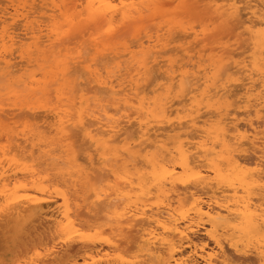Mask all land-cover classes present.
<instances>
[{
	"label": "snow or ice",
	"instance_id": "6c2138e0",
	"mask_svg": "<svg viewBox=\"0 0 264 264\" xmlns=\"http://www.w3.org/2000/svg\"><path fill=\"white\" fill-rule=\"evenodd\" d=\"M0 8V69L18 89L0 105V214L28 187L13 170L43 178L20 198L55 205L50 242L0 264H100L78 254L98 243L107 264H264V0ZM162 9L168 50L149 51ZM32 97L42 122L8 110Z\"/></svg>",
	"mask_w": 264,
	"mask_h": 264
},
{
	"label": "rangeland",
	"instance_id": "374dc122",
	"mask_svg": "<svg viewBox=\"0 0 264 264\" xmlns=\"http://www.w3.org/2000/svg\"><path fill=\"white\" fill-rule=\"evenodd\" d=\"M170 1H172V0H170ZM169 0L168 1H166L165 2V5H173V4H175V3H177V2H183L182 0H176V1H172V2H170ZM190 1H192V3H190V4H194V1H197V0H190ZM5 2H7V0H5ZM169 2V3H168ZM199 2V1H198ZM203 3V0L201 1V2H199V4L201 5ZM164 4V3H163ZM195 4H197V5H192V6H194L193 7V11H196V6H198V3L196 2ZM0 10H2V8H0ZM161 12L162 13H160V15H161V19H160V21L154 26L155 27V29H156V32H155V36H154V38H151V37H153V33H149L148 34V37H146V39H150L149 41H150V43H151V45L153 46L152 48H151V50H149V51H155V50H157V49H159V51H161V52H163V51H166V50H168V46H167V44H166V41H167V39H168V33H167V31L165 30V29H160V24H162V23H167L168 21H167V17L164 15V10H161ZM159 30V31H158ZM165 33V34H164ZM164 35V36H163ZM160 38H159V37ZM163 37V38H162ZM156 38V40L155 41H153L154 39ZM161 39V40H160ZM164 39V40H163ZM160 40V41H159ZM156 44V45H155ZM158 45V46H157ZM142 47H143V45H142ZM158 47V48H157ZM162 47V48H161ZM160 56V55H159ZM158 56H156V55H153V57H152V59H153V61H157V60H159V64L161 65H166V66H164V68L166 69V67L168 66L167 65V62H165L166 60H165V57L163 56V55H161V57H158ZM165 60V61H164ZM162 61H163V63H162ZM165 62V63H164ZM18 65V66H17ZM17 65H14V69L13 70H15V71H20V72H23V70L25 71V68L24 67H22L19 63L17 64ZM155 64H153V66H154ZM156 66V74L157 75H159V76H162L163 78H167V72L166 71H163V70H161V68L159 67V66H157V65H155ZM154 66V67H155ZM18 69V70H17ZM20 69V70H19ZM22 69V70H21ZM160 73H162V74H160ZM164 75V76H163ZM2 75H0V104L1 105H3V104H5L6 102H7V100H6V98L8 99L9 97H12L14 94H16V93H18V89H16V88H13V87H11L10 85H11V81H5V79L3 78L2 79V77H4V76H2ZM2 79V80H1ZM5 82H4V81ZM4 83H6L7 84V87H6V84L5 85H3ZM16 83H19V79H17L16 80ZM6 88V89H5ZM3 90V91H2ZM10 91V92H9ZM17 91V92H16ZM3 98H5V100L3 99ZM3 99V100H2ZM38 98H36V97H34V98H31L30 100H25V101H23L21 104H19V105H17V103H16V101H15V99L13 100L12 99V102H11V104H10V106H9V111H11V112H14L16 115H20V116H34L33 118L36 120V122H38L39 123V121L40 122H42L43 120H44V118H45V116H47V115H50V113H44L43 111H40V109L42 108V107H45V106H47V105H44V104H42V102L38 99ZM3 101V102H2ZM6 101V102H5ZM29 101V102H28ZM13 103H14V105H13ZM16 103V104H15ZM33 103V104H32ZM27 104V105H26ZM36 104V105H35ZM39 105V106H38ZM34 108V109H36L35 111H33V112H31V113H29L28 112V109L29 108ZM176 107H178V106H176ZM25 111V112H24ZM43 112V113H42ZM23 115H22V114ZM29 114V115H28ZM42 114V115H41ZM39 115V116H38ZM44 116V117H43ZM43 118V119H42ZM41 119V120H40ZM45 187H46V185H44ZM21 206V208H24V207H27L26 205H20ZM46 206V207H45ZM55 205H52L51 207L49 206V204L47 205V204H45V205H42V208H40V211H39V209H35L34 211H35V214L33 215V211H32V209L30 208V209H28V212H22V211H20L19 213H20V215H18V214H15L14 215V213L12 214V215H10L9 214V216H7V217H5V216H3L2 217V215L3 214H0V249L2 250H0V259H2L1 257L3 256V254L2 253H4V255H5V253H8L9 251H10V249H13V247H11V246H14V247H16V245H18V242H20L21 241V239H22V241L25 239V237L28 235V234H30V231H31V234H32V232H34L37 228L38 229H42V227L43 228H45L44 226H50V221L47 219V217L48 216H51L52 214H53V212H52V207H54ZM26 209V208H25ZM24 209V210H25ZM21 210H23V209H21ZM36 211H38V212H36ZM50 213H52V214H50ZM47 214V215H46ZM14 215V216H13ZM18 215V216H17ZM28 215V216H27ZM32 215V216H31ZM15 216H16V218H15ZM11 217H12V221H11ZM20 217V218H19ZM23 217V218H22ZM41 217V218H40ZM10 218V219H9ZM20 219H22L21 221H20ZM36 221H35V220ZM44 219V220H43ZM15 220V222H13ZM34 220V221H33ZM7 221H8V223H7ZM11 221V222H10ZM6 222V223H5ZM10 222V223H9ZM18 222V223H17ZM37 222V223H36ZM52 222V221H51ZM46 223V224H45ZM30 224V225H29ZM8 227H7V226ZM38 225V226H37ZM14 226H16L15 228H14ZM28 226V228H29V230H27V227ZM31 226V227H30ZM34 228H33V227ZM2 227V228H1ZM10 227V228H9ZM12 227V228H11ZM37 227V228H36ZM40 227V228H39ZM7 228V229H6ZM9 228V229H8ZM14 228V229H13ZM25 228V229H24ZM31 228V229H30ZM33 228V229H32ZM4 229V230H3ZM6 229V230H5ZM12 229V230H11ZM17 229H19V230H21V231H19V230H17ZM23 229V230H22ZM7 230H9L8 232H7ZM13 230H15V231H13ZM24 230H26V231H24ZM5 231H6V233H5ZM29 231V232H28ZM26 232H27V235H26ZM18 233H20L19 234V236H18ZM22 234V235H21ZM24 234V235H23ZM8 236H10V237H8ZM19 238H18V237ZM22 236V237H21ZM25 236V237H24ZM13 237V238H12ZM21 237V238H20ZM24 237V238H23ZM8 238V239H7ZM8 240V241H7ZM20 240V241H19ZM4 241H6V243L4 242ZM16 241H18V242H16ZM10 242H12V243H10ZM15 242V243H14ZM17 243V244H16ZM7 244H9L8 245V247H7ZM20 244V243H19ZM3 246H4V248H3ZM6 247V248H5ZM10 247V248H9ZM4 249V251H3V249ZM6 249L8 250V251H6Z\"/></svg>",
	"mask_w": 264,
	"mask_h": 264
},
{
	"label": "bare ground",
	"instance_id": "6f19581e",
	"mask_svg": "<svg viewBox=\"0 0 264 264\" xmlns=\"http://www.w3.org/2000/svg\"><path fill=\"white\" fill-rule=\"evenodd\" d=\"M166 1H168V0H158V2L159 3H164L165 4V2ZM170 1V0H169ZM173 2L174 1H176V0H172ZM172 1H170V2H172ZM183 2H187V3H192V1H190V0H182ZM194 1V0H193ZM201 2L202 0H197V1H194V4H191V5H197V4H195L196 2L198 3V5H200L199 4V2ZM169 3V2H168ZM194 7V6H193ZM163 10V9H162ZM160 13H162V12H160ZM0 14H2V10H0ZM162 24H164V23H162ZM161 29V28H160ZM159 31V30H158ZM165 34V33H164ZM164 36V35H163ZM159 37V36H158ZM151 38H153V37H151ZM160 38V37H159ZM163 38V37H162ZM150 40V39H149ZM156 40V38L153 40V41H155ZM161 40V39H160ZM159 40V41H160ZM164 40V39H163ZM156 45V44H155ZM158 46V45H157ZM141 47H142V45H141ZM153 47V46H152ZM158 48V47H157ZM162 48V47H161ZM149 50H151V49H149ZM157 56V55H156ZM158 57H161V55L160 56H158ZM157 57V58H158ZM162 58V57H161ZM159 61V60H158ZM165 61V60H164ZM166 62V61H165ZM164 62V63H165ZM162 63H163V61H162ZM162 65V64H161ZM18 66V65H17ZM153 66V65H152ZM155 66V65H154ZM164 66H166V65H164ZM16 67V66H15ZM14 66H13V69L15 68ZM23 67V66H22ZM156 67V66H155ZM167 68V67H166ZM18 70V69H17ZM20 70V69H19ZM22 70V69H21ZM24 71V70H23ZM160 74H162V73H160ZM0 75H2V76H4V71L2 70V69H0ZM1 76V77H2ZM164 76V75H163ZM162 77V76H161ZM4 77H2V79H3ZM166 78V77H165ZM1 79V80H2ZM4 81V80H3ZM6 81V80H5ZM4 81V82H5ZM1 83V82H0ZM30 83H31V81H29V85H30ZM6 83H4L3 85H5ZM6 87H7V84H6ZM8 88V87H7ZM6 89V88H5ZM1 90V89H0ZM3 91V90H2ZM10 92V91H9ZM17 92V91H16ZM32 98H34V97H32ZM4 100H5V98H3ZM2 99V100H3ZM6 100H7V98H6ZM14 100V99H13ZM38 100V99H37ZM3 102V101H2ZM6 102V101H5ZM29 102V101H28ZM16 104V103H15ZM33 104V103H32ZM1 105V104H0ZM4 105V104H3ZM13 105H14V103H13ZM27 105V104H26ZM36 105V104H35ZM39 106V105H38ZM46 107V106H45ZM35 108V107H34ZM25 112V111H24ZM43 113V112H42ZM22 114V113H21ZM24 114V113H23ZM22 114V115H23ZM29 115V114H28ZM42 115V114H41ZM20 116V115H19ZM31 116V115H30ZM39 116V115H38ZM34 117V116H33ZM44 117V116H43ZM43 119V118H42ZM41 120V119H40ZM40 122V121H39ZM167 127V126H166ZM177 131H179L178 129H177ZM169 133L168 132H165L163 129H161V135L162 136H167ZM152 135L153 136H156L157 135V133L155 132V131H153V133H152ZM6 175H8V173H6L5 172V170H4V167L3 166H0V177H3V176H6ZM24 177H25V173L24 172H16L15 170H13L12 171V174L8 177L9 178V180H11V184H12V187L13 188H15V186H16V184H17V181H19L20 183H27V185H28V187L26 188V189H21L20 190V197H28V196H31V197H37V189L38 188H40L41 187V185H42V177L38 174V175H36L35 177H32L31 175H28L27 176V179L25 180L24 179ZM33 185H35V187L33 186ZM47 186V185H46ZM45 187V186H44ZM5 188V185L3 184V183H0V189H4ZM208 195H209V197L210 198H212V199H214L215 197L213 196V194L211 193V190H209V192H208ZM219 196L221 197V198H223V197H225L226 196V193H219ZM20 197H17V196H15V195H13V199L14 200H17L18 201V203H17V205L14 207V210L10 213V215H12L13 213H14V215L15 214H18L20 211H22V212H28V209H32V211L34 212L33 213V215L35 214V209L37 210V209H39V211H40V208H42V205H45V204H47L48 205V202H47V200H46V198H45V194L43 193V192H40L39 193V197H38V199H40L42 202L41 203H39V204H37V203H35L33 200H25V199H22V198H20ZM0 202H2V198H0ZM20 205H26L27 207H24V208H21V206ZM46 207V206H45ZM26 208V209H25ZM21 209H23V210H21ZM25 209V210H24ZM140 211L142 212L143 211V208H141L140 209ZM36 212H38V211H36ZM50 214H52V213H50ZM13 215V216H14ZM18 215H20V213L18 214ZM17 215V216H18ZM47 215V214H46ZM55 214L53 213L51 216H54ZM4 215H2V217H3ZM9 216V215H8ZM28 216V215H27ZM32 216V215H31ZM15 218H16V216H15ZM20 218V217H19ZM23 218V217H22ZM41 218V217H40ZM10 219V218H9ZM22 219H20V221H21ZM35 220V219H34ZM33 220V221H34ZM44 220V219H43ZM11 221H12V217H11ZM10 221V222H11ZM36 221V220H35ZM9 222V223H10ZM13 222H15V220L13 221ZM6 223V222H5ZM7 223H8V221H7ZM18 223V222H17ZM37 223V222H36ZM144 224H149L150 223V219L148 220V221H144L143 222ZM46 224V223H45ZM30 225V224H29ZM50 225L51 226H44L45 228H43L42 227V229L40 228V229H38L37 227V229L34 231V232H32V234H31V231H30V234H28L27 235V232H26V237H25V239L22 241V239H21V241L20 242H18V241H16V242H18V245H16V247H14V246H11V247H13V249H10V251L8 252V253H5V255H4V253H2L3 254V256L1 257L2 259L3 258H5V256H7L9 259H17V260H24V259H30L31 258V252L38 246V245H47L49 242H50V240H51V237H52V235H53V232H54V227H55V222H54V220L51 222L50 221ZM7 226V225H6ZM38 226V225H37ZM8 227V226H7ZM16 226H14V228H15ZM31 227V226H30ZM33 227V226H32ZM2 228V227H1ZM10 228V227H9ZM8 228V229H9ZM12 228V227H11ZM13 228V229H14ZM27 228V230H29V228H28V226L26 227ZM34 228V227H33ZM32 228V229H33ZM7 229V228H6ZM5 229V230H6ZM25 229V228H24ZM31 229V228H30ZM4 230V229H3ZM12 230V229H11ZM17 230H19V229H17ZM23 230V229H22ZM9 230H7V232H8ZM13 231H15V230H13ZM19 231H21V230H19ZM24 231H26V230H24ZM10 232V231H9ZM29 232V231H28ZM5 233H6V231H5ZM19 234L20 233H18V236H19ZM22 235V234H21ZM24 235V234H23ZM17 236V237H18ZM8 237H10V236H8ZM22 237V236H21ZM20 237V238H21ZM23 237V238H24ZM13 238V237H12ZM19 238V237H18ZM8 239V238H7ZM1 241V240H0ZM8 241V240H7ZM5 243H6V241H4ZM10 243H12V242H10ZM15 243V242H14ZM20 243V244H19ZM17 244V243H16ZM8 245L9 244H7V247H8ZM2 247V246H1ZM0 247V248H1ZM3 248H4V246H3ZM2 248V249H3ZM6 248V247H5ZM10 248V247H9ZM108 248H109V246L108 245H105V244H96V245H92V246H90L88 249H86V250H84V251H80V250H78V254L80 255V257L82 258V259H84V258H91V259H93V260H96V261H98V262H100V264H107V259H108V256H106V254L108 253ZM1 250V249H0ZM2 251V250H1ZM3 251H4V249H3ZM6 251H8L7 249H6ZM109 255H111V254H109ZM112 258L114 259L115 257L114 256H112Z\"/></svg>",
	"mask_w": 264,
	"mask_h": 264
}]
</instances>
